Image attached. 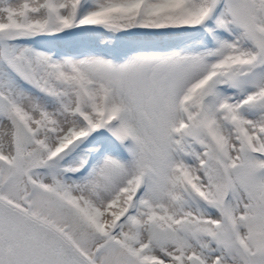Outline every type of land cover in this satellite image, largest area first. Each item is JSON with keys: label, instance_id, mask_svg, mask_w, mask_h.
Wrapping results in <instances>:
<instances>
[{"label": "snow or ice", "instance_id": "6c2138e0", "mask_svg": "<svg viewBox=\"0 0 264 264\" xmlns=\"http://www.w3.org/2000/svg\"><path fill=\"white\" fill-rule=\"evenodd\" d=\"M0 264H264V0H0Z\"/></svg>", "mask_w": 264, "mask_h": 264}]
</instances>
